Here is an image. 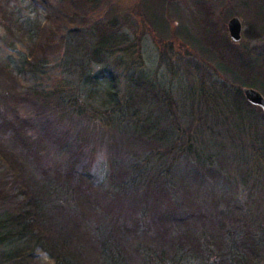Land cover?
Here are the masks:
<instances>
[{"label": "trees", "instance_id": "trees-1", "mask_svg": "<svg viewBox=\"0 0 264 264\" xmlns=\"http://www.w3.org/2000/svg\"><path fill=\"white\" fill-rule=\"evenodd\" d=\"M34 1L56 28L28 64L60 77L21 93L0 64V264H33L38 251L55 264H264V112L242 90L245 77L261 82L264 53L201 19L230 83L189 67L193 86L181 81L176 98L140 41L112 20L91 24L102 0ZM165 1L148 9L155 25ZM101 147L110 171L98 186ZM196 183L213 188L197 200ZM97 213L106 223L91 227Z\"/></svg>", "mask_w": 264, "mask_h": 264}, {"label": "rangeland", "instance_id": "rangeland-1", "mask_svg": "<svg viewBox=\"0 0 264 264\" xmlns=\"http://www.w3.org/2000/svg\"><path fill=\"white\" fill-rule=\"evenodd\" d=\"M155 1L102 0L100 7L88 17L91 18V24L101 20H112L130 34L131 40L140 41L146 69L164 86L173 85L176 98L181 81L189 85V88L193 86L188 78L189 67L194 71V67L198 66V75L213 74L214 78L230 83L225 72L218 67L219 63L207 53L209 48L202 41L201 19L206 18L216 23L218 34L231 41L228 22L233 17L239 18L243 25L242 40L236 43L240 51L250 50L255 55L258 52L264 53V14L261 15L259 12L264 0H166V9L158 15L159 19H165L162 26L155 25L148 10L150 8L153 11ZM43 15L34 0H0V64L6 62L11 64L19 81L18 90L21 93L40 92L48 85L53 87L60 77V73L51 70L44 71L45 76L39 71H33L28 64L29 47L34 40L37 41L39 33L41 32L45 38L49 34L43 29L56 28L54 23H46ZM261 69L263 72V77L259 76L261 82L244 76L242 90L251 87L264 95V65ZM66 126L67 124L63 125ZM81 141L83 142V135ZM98 150L92 173L96 178V184L100 186L107 181L110 170L106 149L101 147ZM232 151V148H227L226 154L229 155ZM53 166L56 167L57 162H54ZM244 168L245 166L240 164L235 166L234 172H242ZM2 173L4 170L0 164V174ZM195 186L197 188L195 195L199 194L197 200L202 197L201 188L205 193L209 188H213L211 184L200 187L196 183ZM261 210L264 211V204ZM75 219L79 221V218ZM107 222L109 223L108 220ZM102 223L106 221L101 218L100 213L89 221L91 227ZM87 261L89 262V259ZM33 264H55V260L49 253L38 251Z\"/></svg>", "mask_w": 264, "mask_h": 264}, {"label": "water", "instance_id": "water-1", "mask_svg": "<svg viewBox=\"0 0 264 264\" xmlns=\"http://www.w3.org/2000/svg\"><path fill=\"white\" fill-rule=\"evenodd\" d=\"M228 30L231 40L238 43L242 40L243 25L239 18L233 17L228 22ZM246 100L253 106L259 107L264 111V95L258 90L248 87L243 89Z\"/></svg>", "mask_w": 264, "mask_h": 264}]
</instances>
